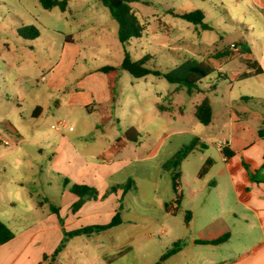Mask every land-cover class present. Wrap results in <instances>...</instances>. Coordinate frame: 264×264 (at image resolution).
<instances>
[{"label":"rangeland","instance_id":"rangeland-1","mask_svg":"<svg viewBox=\"0 0 264 264\" xmlns=\"http://www.w3.org/2000/svg\"><path fill=\"white\" fill-rule=\"evenodd\" d=\"M254 1L258 2L131 0L147 28L141 38L122 43L118 38V23L101 0H68L66 11L59 7L44 9L39 0H0V221L15 234L13 241L0 245V264H48L43 260L44 255L51 256L64 239L62 227L55 229L51 219L52 215L58 217L51 212V204L59 208L64 181L50 162L48 143L39 141L58 131L51 127L59 124L53 115L55 94L47 90L45 81L41 80L43 76L49 79L53 70L56 71L53 76L57 73L59 82L66 78L67 88H70L73 79L80 77L82 72L107 65L119 69L123 82L116 84L114 81L112 89L119 103L115 108H104L109 112L104 123L114 134L124 137L133 128L138 133L136 142L152 146L161 137L154 131L162 123L188 131L180 136L188 146L196 143L195 151L185 161V176L180 185L188 196L193 182L199 189L202 186L207 189V184L210 185L215 170L211 174L203 173L202 164L207 159L221 158L224 149L218 147L224 141L231 140L232 149L238 152L260 139L259 132L264 129V73L243 80L235 77L247 71L242 51L245 44L241 43L246 42L251 47L254 60H260L264 46V21L256 11ZM195 8L204 11L205 27L171 13ZM30 25L36 26L40 36L32 39L28 31H25L26 38L19 34V29ZM233 44L236 48H232ZM125 51L135 60L150 55L148 64L162 70H172L192 56L215 65L219 59L224 60L223 57L231 58L221 64L232 83L217 79L218 69L203 79L192 94L186 87L171 84L163 78L150 76L137 80L120 68ZM218 53L224 56L220 58ZM131 82L135 84L132 86ZM215 83L217 86L213 89ZM19 90L26 93L23 101L18 100ZM154 91L161 92L160 102L165 109L153 113V104L147 99ZM205 98H209L213 109V119L208 125L202 124L194 114L196 106ZM38 104L50 112L47 117H32ZM96 118L75 122L76 131L80 133L76 134L78 139L92 141L99 138L98 132L91 128ZM62 120L65 119L59 113V122ZM61 130L63 127L59 126ZM195 135L198 138L194 142ZM177 137L169 138L166 146L180 140ZM241 157L246 158L245 155ZM146 163L152 170L145 178L137 179L142 188L150 194L155 189L161 194L169 192L173 198L181 195L180 190H175L171 171H162L156 159ZM41 201L42 205L39 204ZM174 208L178 212V208ZM175 209L165 212L166 225L180 228L183 236L188 235L190 230L185 228L189 224L187 211L180 209L175 214ZM155 214L148 213L150 216L143 219L145 226L152 223ZM67 241L55 264L65 248L70 256H74L73 264H143V260L146 264L154 253L148 243L138 241L140 248L109 261L100 256L106 245L89 240L88 236ZM167 242L166 236L156 240L158 248H163ZM60 264L71 263L63 260Z\"/></svg>","mask_w":264,"mask_h":264},{"label":"crops","instance_id":"crops-1","mask_svg":"<svg viewBox=\"0 0 264 264\" xmlns=\"http://www.w3.org/2000/svg\"><path fill=\"white\" fill-rule=\"evenodd\" d=\"M254 6L257 7L256 11L264 21V0L254 1ZM71 40V38L68 39L70 42ZM241 44H245L242 46V51L247 71L241 75L237 74L235 77L238 80H243L253 74H263L264 46L260 60H254L251 47H248L246 42ZM217 55L220 58L224 56L221 53ZM192 57L194 58V56ZM222 59L229 60L231 58L223 57ZM219 60L216 65L209 61H202L211 65L215 71L218 69L217 79L229 80L227 71L222 69L221 63L224 60ZM259 69L262 72L257 74L256 71ZM55 72V70L51 71L49 79L43 76L41 80L45 81V88L55 94L56 109L53 115H56L58 123L60 113L68 122L69 127H73V130L66 127L59 131V127H53L58 130L57 133L41 138L39 141L48 143L49 152H51L50 162L55 173L63 181L64 179L70 181L68 185L64 181L65 189H62L59 200V216L64 220V227L67 231H71L90 225H104L111 222L116 212L121 209L120 224L99 233L71 238L70 242L77 240L78 237L88 236L89 240L92 239L98 244L106 245V249L100 256L109 258V261L140 248L137 244L138 241L146 242L150 248H154L152 249L153 256L148 259L146 264H155L166 249L170 248L174 242L181 240L184 241L181 250L170 256L164 264H264V182L256 183L251 179V174L255 173L264 162V135L260 136L257 142L244 146L238 152L232 149L233 142L231 140L226 141L225 148L232 153L230 157H227L223 150L220 151V159H207L202 164V166L204 165L203 169L210 163L208 174L215 170L210 178V185L206 186L207 189H204V186L200 189L196 188V183L193 182L189 186V196L184 194L180 185L185 176L184 164L189 154L182 161L179 168L180 175L176 180L178 186L175 190H180L181 195L178 194L173 198L171 193L161 194L159 190L155 189L150 194L145 187L142 188L137 182V179L145 178L152 170L146 162L156 159L160 169L165 171L163 170L165 163L188 146L180 138L188 131L176 129L170 123H162L154 131L161 137L152 146H148L144 142L128 141L126 136L114 134L104 123V117L109 115L108 110L104 108H111V106L115 108L119 103L112 91L113 82L118 84L122 79L118 68L108 73L100 71V67L93 71L82 72L80 77L77 76L73 79L72 86L69 85L70 88H67L66 78L59 82L58 74L53 76ZM93 73L100 75H91ZM150 76L152 75L139 79ZM229 81L232 83V80ZM134 84L131 82L132 86ZM212 86H215L212 88L216 89L217 84ZM138 91L136 89L137 93ZM25 98L26 93L19 90L18 100L23 101ZM161 99L162 94L158 91H154L148 97L147 101L153 104V113L156 110L165 109L161 106ZM136 107L138 106L136 105ZM49 114L47 109L38 104L32 112V117L40 119ZM93 116L97 118L91 128L98 132L99 138L97 140L94 138L92 141H81L76 136L80 133L78 134L76 131L75 122L79 119L89 121ZM117 121L119 122L118 118ZM261 130L264 132V129ZM173 136H178L177 138L180 140L166 146L167 140ZM197 138L198 136L195 135L193 141H197ZM79 141L81 144L83 143V147ZM218 149L220 150L219 147ZM253 150L255 151L253 152ZM241 155H245L246 158L243 159ZM168 171L175 173L172 170ZM163 177L160 175V179ZM129 179L134 180V189L126 193L123 189H117L106 198H102L111 188L125 184ZM221 182H223V186ZM72 184L95 187L99 193L98 198L87 201L76 213H73L71 207L78 197L69 190V186ZM177 199H179L178 202H176ZM173 206L178 208V212L175 209V214L179 213L180 209L181 211L186 209L185 211L191 213L189 224L185 226L190 230L188 235L183 236L180 228H171L166 225L165 212L168 213ZM154 212L156 216L151 218L152 223L145 226L143 219L150 216L148 213ZM57 218L56 215L51 216L55 223L54 228L61 229ZM56 224L58 225L56 226ZM174 234H178V236ZM226 234H229L230 237L222 244L197 242L199 240H215ZM162 236H166L169 242L164 244L163 248H158L156 240L161 239ZM73 258L74 256H70L65 248L57 263L60 264L63 260H67L73 264ZM142 262L145 264L144 260Z\"/></svg>","mask_w":264,"mask_h":264},{"label":"trees","instance_id":"trees-1","mask_svg":"<svg viewBox=\"0 0 264 264\" xmlns=\"http://www.w3.org/2000/svg\"><path fill=\"white\" fill-rule=\"evenodd\" d=\"M40 4L44 9L50 10L55 7H59L62 11H66L68 0H39ZM102 4L106 6L114 18L118 23V38L122 43H128L132 39H139L143 36L144 31L147 28V24L144 23L136 14L131 0H101ZM171 13L179 17L183 20H186L189 23L194 25H202L205 24V13L201 9H192L189 11H181L175 12L171 11ZM25 31L30 32L32 39L40 36V32L34 25L23 26L19 29V34L26 38ZM150 55H145L143 58L139 60H135L132 55L125 51L124 58L121 62L120 68L126 72H128L133 78L139 79L144 78L146 76L152 75L158 78H163L167 82L171 84H179L181 86L186 87L187 92L192 94L199 86V83L202 82L203 79L209 77L215 69L203 61H198L197 59L191 57L184 60L181 64L177 65L172 70H162L159 68H155L148 64ZM117 69L115 66L107 65L100 68V71L103 72H113ZM262 70L259 69L256 71L257 74L261 73ZM213 88L215 86H212ZM195 117L205 125H208L212 122L213 118V109L211 106V102L209 98H205L199 105L196 106ZM260 136L264 135V132L260 130ZM138 133L135 129L131 128L128 132L125 133V136L128 141L136 142ZM196 148V143L190 146L184 147L180 152H178L175 156H173L167 163L164 165L165 170H172L174 173V187L178 186L176 180L179 178V168L182 161L187 158L189 154H191ZM224 153L227 157H230L232 153L224 148ZM210 164V163H209ZM205 166L202 172H207L208 166ZM246 165V164H245ZM251 179L253 182L262 183L264 182V162L259 170H256L255 173L251 174ZM65 184L68 185L70 181L68 179H64ZM135 188L134 180L129 179L125 184L116 185L111 188L110 191L105 193L102 198H106L110 193H113L117 189H123L124 193ZM69 190L74 193L78 200L72 205L71 210L73 213H76L87 201L97 199L98 198V190L95 187H90L87 185L80 184H72L69 186ZM47 203H50L49 200H45ZM177 199L176 202H178ZM40 205L43 204L41 201ZM121 209H119L114 215L111 222L104 225H90L81 227L75 230L67 231L64 227V220L59 216V208L55 205L51 204V212L58 215L60 226L63 229L64 239L61 242V247L58 248L51 256L44 255L43 260L48 261V264H55L59 253L61 252L64 244L67 240L81 236V235H90L94 233H99L109 228H112L121 223ZM191 213L189 211L186 212V220H190ZM230 235L226 234L218 239L211 241H197L201 244H213L218 245L226 242L229 239ZM15 238L14 232L3 224L0 221V245H4ZM183 246V241L178 240L172 244L170 248H168L159 260L155 264H164L165 261L181 250Z\"/></svg>","mask_w":264,"mask_h":264},{"label":"built area","instance_id":"built-area-1","mask_svg":"<svg viewBox=\"0 0 264 264\" xmlns=\"http://www.w3.org/2000/svg\"><path fill=\"white\" fill-rule=\"evenodd\" d=\"M232 48H236V46L233 44L232 45ZM59 126H61V127H63V128H66V127H69V124H68V122L67 121H65V120H62V121H60L59 122V124H58V126H52V127H59ZM69 129L70 130H73V127H69ZM227 143L224 141V143H222L221 145H219V148L221 149V148H225V145H226ZM175 208L174 207H172L171 209H170V211L171 212H174L173 210H174Z\"/></svg>","mask_w":264,"mask_h":264}]
</instances>
